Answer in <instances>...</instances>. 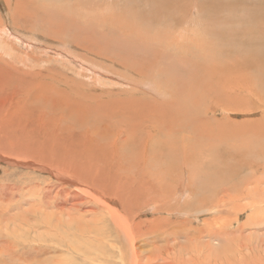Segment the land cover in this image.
Masks as SVG:
<instances>
[{
  "label": "rangeland",
  "instance_id": "obj_1",
  "mask_svg": "<svg viewBox=\"0 0 264 264\" xmlns=\"http://www.w3.org/2000/svg\"><path fill=\"white\" fill-rule=\"evenodd\" d=\"M176 1L0 0V264H264V0ZM166 26L175 36L184 34L185 40L171 36L163 41L160 31ZM207 46L209 53L201 51ZM140 63H154L149 81L140 82L143 87L134 82L140 78L121 65L132 69ZM212 65L226 68L233 78L251 77L250 84L240 86L251 85V94L247 89L233 91L245 104L225 107L221 93L208 94L203 83L208 78L197 74H206ZM94 68L101 70V84L90 82ZM48 73L56 81H78L80 94L67 96L74 100L71 110H64V104L52 109L44 100L32 99L35 88L53 93L47 78L40 77ZM28 81L35 82L31 88L22 84ZM94 96H100L99 102L139 97L151 104L183 105L179 124L185 128L187 121L189 126L170 136L162 132L147 137L152 164L165 157L164 181H154L151 188L164 192L167 200L147 202V207L137 199L123 204L124 194L134 192L131 185L136 184L137 192L144 187L137 189L132 171H126L131 176L122 172L129 181L119 184L109 166L102 170L109 175L101 176L99 184L91 177L89 182H96L102 193L119 191L123 200L108 204L120 210L119 224L116 212L94 202L96 190L78 183L79 177L90 178L82 163L86 156L59 148V142L85 141L78 122L82 116L72 111L83 101L96 111ZM16 110L24 115L13 118ZM96 119H102L98 112L87 118ZM249 120L259 121V127L246 125ZM108 132L105 137L112 135ZM169 141H179L181 147L186 142L176 154L196 159L185 160L188 167H181ZM124 152L133 154L130 149ZM223 155H230L239 167L254 163L256 168L218 172ZM59 168L76 177H64Z\"/></svg>",
  "mask_w": 264,
  "mask_h": 264
},
{
  "label": "bare ground",
  "instance_id": "obj_2",
  "mask_svg": "<svg viewBox=\"0 0 264 264\" xmlns=\"http://www.w3.org/2000/svg\"><path fill=\"white\" fill-rule=\"evenodd\" d=\"M178 1V0H177ZM176 1V2H177ZM175 2V4H176ZM179 2V1H178ZM115 4V3H114ZM149 4V3H148ZM181 5H183V2H181ZM180 5V6H181ZM187 5V4H186ZM162 6V5H161ZM177 6V5H176ZM173 7V5H172ZM151 8V7H150ZM169 8V7H168ZM178 8V7H177ZM175 9V7H174ZM179 9V8H178ZM158 12V11H157ZM173 12V11H172ZM171 12V14H173ZM177 13V9L175 11ZM90 13V12H89ZM180 13V11H179ZM170 14V13H169ZM184 14H185V11H181L180 13V19L183 20L184 18ZM91 15V14H90ZM92 16V15H91ZM163 16L165 15H162V18ZM94 17V16H93ZM109 17V16H108ZM167 17V15H166ZM173 17H176L175 14L173 15ZM169 18V16H168ZM114 19V18H112ZM165 21V19H163ZM170 20V19H169ZM163 21V23H164ZM113 23V21H112ZM132 24H135L134 22H131ZM151 23V22H150ZM162 23V24H163ZM131 26L133 27L134 25ZM129 25V24H127ZM130 26V25H129ZM162 26V25H161ZM164 27L162 28V30L160 31L161 32V36L162 38H166L167 37V40L163 38V41L166 40V42L168 41L169 42V39L171 38V36L173 38H175L177 41L180 42V40L183 39V36L184 34H182L181 32L179 34L176 33V36L171 34V32L173 31L172 28L168 29L167 26H166V29L164 30ZM59 31H62V30H59ZM2 32L5 34H8V36H13L10 35V33H8L6 31L5 28H2ZM194 35H195V32H193ZM192 34V32H191ZM181 35V36H180ZM193 35V36H194ZM230 35V34H229ZM17 38V36H16ZM192 38V37H191ZM195 36H194V40H195ZM180 39V40H179ZM198 39V38H197ZM196 39V40H197ZM238 39V38H237ZM146 40V39H145ZM184 40H185V36H184ZM183 41V40H182ZM178 42V43H179ZM197 42V41H195ZM205 42V41H204ZM176 43V42H175ZM167 44V43H166ZM191 44V43H190ZM193 44V43H192ZM199 44V42H198ZM177 45V43H176ZM181 45V44H180ZM162 46V45H161ZM205 46V45H204ZM178 49V48H177ZM92 50V48H91ZM204 50L206 53H209L208 52V46L207 47H204L203 49H201V51ZM155 51V50H154ZM203 51V52H204ZM231 51V49H230ZM91 52H94L95 51H91ZM232 52V51H231ZM98 53V52H97ZM152 53H154L152 51ZM185 53V52H184ZM211 53V52H210ZM214 53V52H213ZM229 53V52H228ZM227 53V54H228ZM99 54V53H98ZM230 54V53H229ZM97 55V54H95ZM186 55V53H185ZM210 55V54H209ZM98 56V55H97ZM104 57V56H103ZM225 57V56H224ZM105 58V57H104ZM103 58V59H104ZM73 59V58H72ZM156 59V58H155ZM74 60V59H73ZM148 60L150 61V59H145L146 62H148ZM187 60V59H186ZM218 60V59H217ZM79 61V60H78ZM157 61V59H156ZM72 62V60H71ZM75 62V61H74ZM153 62V61H152ZM155 62V61H154ZM188 62V60H187ZM77 64V61L75 62ZM80 63L84 64V62H81ZM88 63V62H87ZM156 63V62H155ZM73 64V63H72ZM154 64V63H153ZM153 64H149V66H144V63H140V65L138 67H134L132 69L129 68V66L127 65H123L121 64L125 69L130 70L131 72H133L134 76L140 78L138 81H134L136 82V84H140V82L142 81L143 83L149 81L148 77H150V74L153 72V71H150L152 69V66ZM78 65V64H77ZM228 65V64H227ZM226 65V66H227ZM213 66V65H212ZM78 67H81L83 68L84 66H80V64L78 65ZM95 67V66H93ZM128 67V68H127ZM155 67V66H154ZM153 67V68H154ZM214 68H212L211 70H208L206 74H202L201 76L198 75L197 73V76H199V78H204V77H207L208 79L207 80H204V84H207L205 87L206 89H208V94L210 93V95L217 91V93H220L222 94V97L224 96L226 99H227V102L226 103H223L221 105H224L225 107L228 106L230 108H232V104H236V103H243V99L241 98H238V97H235V95L233 94V91L237 88L241 89V90H244V89H247L249 91V93L251 94V88L250 86L251 85H246L244 87H240L241 86V83H244V82H247L248 84H250L248 81L249 77L247 75V77H242V76H236L233 78V76H235V74H231V73H228L229 70L225 71L226 68L223 69L222 66H213ZM216 67V68H215ZM87 68V67H85ZM123 68V69H124ZM151 68V69H150ZM80 69V68H79ZM89 69V68H87ZM95 70H93V75L90 76V82L91 83H94V84H97L99 83V79L101 78V70L98 68V70H96V68H94ZM182 69H183V66H182ZM214 69V70H213ZM228 69V68H227ZM153 70V69H152ZM203 70V69H202ZM201 70V71H202ZM205 67H204V72H205ZM118 72V71H117ZM169 72V71H168ZM227 72V73H226ZM234 73V72H233ZM239 73V72H238ZM191 74V73H190ZM52 73H48V74H42L40 77H44V78H47V80L49 81L48 82V86L47 88H50L52 87V91L53 93H49L46 88L45 89H41L40 88H35V92H36V95H33L32 99H34L35 97H38L42 100H44V102H47L50 104V106L53 108H55V106L57 104H64L66 106H63V109L66 108L68 110H71L72 109V101L74 102V100H71L69 98H67L68 95H72L74 93H78L80 94V87L78 85V81H72V80H69L70 83H68V78L66 79H63L61 77H58V80L56 81V78L53 79L52 77ZM56 75V74H55ZM120 75V74H119ZM206 75V76H205ZM231 75V76H230ZM62 76V75H61ZM121 76V75H120ZM123 77V76H122ZM142 77L144 78L142 80ZM229 77H231V82L228 80ZM49 78V79H48ZM197 79V77H194ZM72 79V78H71ZM126 79V78H125ZM245 79V80H243ZM50 80H54L58 83H61L63 82L62 85H65L64 87H59V85L55 86V85H52V81ZM97 80L99 82H97ZM123 80V79H121ZM129 80V79H128ZM200 80V79H199ZM119 81V80H118ZM203 80H200L199 82H202ZM214 81L215 84H214ZM12 82H17V81H12ZM198 82V83H199ZM228 82H230V85L228 86ZM35 83V82H34ZM33 81H28V82H24L22 83L23 85H25L27 88L30 87L31 85L34 84ZM43 83V82H41ZM47 83V82H46ZM133 83V82H132ZM21 84V85H22ZM56 84V83H55ZM101 84V82H100ZM125 84V83H124ZM209 84V85H208ZM13 85V84H12ZM47 85V84H45ZM153 86V85H152ZM157 86V85H156ZM41 87V85H40ZM45 87V86H44ZM43 87V88H44ZM79 87V88H78ZM143 87V86H141ZM183 87V86H182ZM207 87H211V88H207ZM31 88V87H30ZM145 88V87H144ZM22 89V88H21ZM131 89V88H130ZM143 89V88H142ZM151 89V88H150ZM149 89V90H150ZM187 89V88H185ZM148 90V89H147ZM31 91V90H30ZM33 89H32V93H33ZM43 91V92H42ZM137 91V89L135 90V92ZM164 91V90H163ZM210 91V92H209ZM213 91V92H212ZM133 92V91H132ZM145 92V91H143ZM149 92V91H147ZM188 93V92H187ZM191 93V92H190ZM215 93L212 94L214 97H215ZM227 94V96H226ZM104 95H107V94H104ZM148 95V94H147ZM162 95V94H161ZM253 95V94H252ZM190 96V95H189ZM195 96V95H194ZM260 96V95H259ZM96 98V103L93 108L96 109L93 110L91 109V105H87L86 102H78L77 105L78 106H75L74 110L72 112L74 113H77V114H81L80 115V118L82 116V118L80 119V126L84 129V133H83V136L85 137V141L81 142L82 144H80L79 142H67L63 144V142H59V148L62 149L64 148L65 150L64 151H70V149H73V150H76L80 153H83V155H85L86 157L84 158L83 160V164L86 166L85 169H87V173L90 178L87 179L88 177L86 178H81L79 177L78 178V183L80 184H83L85 187H89V188H92L94 189V191L96 190L97 194H96V199L94 198V202H97L96 204H98V207H99V202H102L104 208L106 209H109L110 206H108V204L110 203H115L116 202H120V199H121V196L119 198V191H117L118 193H116V191H110V192H107L106 194H104V192L102 193L101 191L97 190L96 189V185L95 183H90L89 180H92L91 177L92 176H96V180H97V184L100 183V177L103 176L104 174L106 175H109L108 172L106 171H103V169H105V167L107 168V166H109V170H111L112 168V171H113V174L114 176H116V181L118 180V184L121 183V182H124V181H129L128 179V176L127 175H130L129 172L126 173V171H132L131 172V178L130 177V180L132 182V180L135 181V183H137V189L142 186H146L147 184L149 185L148 189H145L144 191V187L139 190V192L136 191V184H134V186L130 188H132V191H133V188H134V192H131V193H125L124 194V200L121 201L123 204L124 203H127V201H129V203H131V201H134L135 199H137L138 201H142L145 204H147V202H151V201H157L158 199L159 200H162L164 199V192H161L158 191V190H155L154 187H152V183L154 181H164V176L162 177L161 174H162V170H163V167L165 165V160L164 158L161 159L160 158V162L159 164L156 165H153L152 164V159H151V154L150 155V148H147L149 145V140L147 139L148 138H155L157 137L158 135H160L162 132L163 133H166L167 135L170 136V134H176V133H179L178 131H180V129H182L184 126L183 125H180L179 124V121H181L180 119L182 118L181 117V113L184 112V107L183 105H180V107H175L171 104H167L166 102L164 103H158L159 105H157L155 102L153 104L149 103V102H146L148 99L145 98H139V97H135V98H126V100H112V99H109V100H104L102 102H99V97L100 96H94ZM149 97V96H148ZM168 97V96H167ZM179 97V96H178ZM192 97V96H191ZM98 98V99H97ZM151 98V97H150ZM190 98V97H188ZM217 98V96H216ZM83 99H85V95L83 96ZM174 99V98H173ZM25 100V99H24ZM151 100V99H150ZM185 100V99H184ZM193 100V99H192ZM225 100V99H224ZM223 100V101H224ZM149 101V100H148ZM152 101V100H151ZM155 101V100H153ZM186 101V100H185ZM217 101L219 102V100L217 99ZM246 102V100H244ZM146 102V104H142ZM172 102V101H171ZM197 103V102H196ZM82 104V106L80 105ZM181 104H183L181 102ZM247 104V103H246ZM73 105V104H72ZM198 105V103L196 104V106ZM50 106H48L50 108ZM192 106V105H191ZM237 106V105H236ZM234 106V107H236ZM225 107H222V108H225ZM238 107V106H237ZM229 108V109H230ZM241 108V107H240ZM51 109V111H52ZM64 109V110H66ZM238 109V108H237ZM22 110V109H20ZM20 110H16L18 112H15L14 117H18V116H21V115H24V112L25 111H22L19 113ZM118 110V111H117ZM188 110V109H187ZM211 109L209 110H206V114L208 112H210ZM29 111V110H28ZM231 111V110H230ZM71 112V113H72ZM97 112L101 115L102 119L101 120H98L96 119L95 121H91V120H87L88 117H92V114H97ZM234 112V111H233ZM62 113H64L62 111ZM73 113V114H74ZM199 113V112H198ZM228 113V112H227ZM43 114V113H42ZM120 115L119 118H115V120H111V121H108L107 122H101L103 121L105 118L107 119H111L112 117H115L117 115ZM186 114V113H185ZM60 115V114H59ZM64 115V114H63ZM188 115V114H187ZM197 115V114H196ZM199 115V114H198ZM27 116V114H26ZM43 116V115H41ZM77 116V115H76ZM75 116V118H76ZM123 118H122V117ZM61 118H65L66 115L63 117V116H60ZM69 117V116H68ZM181 117V118H180ZM45 118V117H44ZM79 118V117H78ZM2 119V118H1ZM0 119V120H1ZM69 119V118H67ZM77 119V118H76ZM197 119L198 116H197ZM66 120V119H65ZM201 119H199V122H200ZM206 120V119H205ZM46 121V120H45ZM201 121H204V119H202ZM68 122V120H67ZM72 122V120L70 121ZM95 122V123H94ZM205 122V121H204ZM94 123V125L92 124ZM177 123V124H175ZM202 123V122H200ZM258 123L259 121H256V120H249V121H246V125H249V126H256V127H259L258 126ZM183 124V123H182ZM264 124V119H262V121H260V126ZM105 125V126H104ZM185 125V128H183L182 130L184 129H188L189 126H187V121H186V124L184 123ZM92 126V127H91ZM135 126V127H134ZM192 126V125H191ZM196 126H199L198 123H196ZM263 126V125H262ZM55 127V126H54ZM72 127V126H71ZM70 127V128H71ZM100 127H104V130H101ZM58 129V128H57ZM72 129V128H71ZM81 129V128H80ZM82 129V130H83ZM178 129V130H177ZM194 129V128H193ZM197 129V128H196ZM65 130V129H64ZM79 130V129H78ZM263 129H261L260 131H262ZM54 131V130H53ZM76 131V130H75ZM110 131L112 134L108 139H106L107 137H105L106 134H109ZM79 132V131H76V133ZM81 132V131H80ZM69 133V132H68ZM67 133V134H68ZM148 134H152L151 136H149ZM64 135V133H63ZM79 135V134H78ZM77 135V136H78ZM164 135V134H163ZM68 136V135H67ZM80 136V135H79ZM82 136V137H83ZM124 136H127V137H124ZM162 136V135H160ZM97 138V144L94 142V140ZM83 139V138H82ZM159 140V139H158ZM163 140V139H162ZM161 140V142H162ZM76 141V140H75ZM160 141V140H159ZM183 141V140H182ZM181 141V142H182ZM94 142V143H93ZM170 143V146H171V149L172 148H175V151H174V157H176V162L177 164L180 163V165H182L181 167H188L189 163L186 162L187 159L190 161V163L192 162V159H190L191 157H193L194 155H190V154H187V156H183V155H177V151L180 152L181 149H184V147L186 146L184 142L183 146L184 147H181V144L179 141H176L174 144L173 142L169 141ZM56 144V143H55ZM12 146V144H10ZM58 145V144H57ZM158 145V144H157ZM194 145V144H193ZM159 147V146H158ZM189 147V146H188ZM224 148V147H223ZM30 149V148H29ZM126 149H130L131 150V156L128 157L127 153L123 151H125ZM152 149V147H151ZM155 149V148H154ZM187 149V148H186ZM55 151V150H54ZM156 151V150H155ZM163 151V150H162ZM182 151V150H181ZM38 152H40V150H38ZM37 152V153H38ZM57 152V151H56ZM63 152V151H62ZM75 152V151H74ZM165 152V151H164ZM163 152V153H164ZM173 152V151H172ZM194 152V151H193ZM50 153V152H49ZM64 153V152H63ZM154 153V152H152ZM158 153V151L156 152ZM163 153L160 155V156H163ZM189 153V152H188ZM225 152L219 154V155H222L224 154ZM39 154V153H38ZM170 154V153H169ZM42 155V154H41ZM44 155V154H43ZM51 155V154H50ZM159 156V157H160ZM234 156V155H233ZM232 156V157H233ZM45 157V156H44ZM47 157V156H46ZM84 157V156H83ZM125 157V159L123 160V158ZM173 157V158H174ZM32 158V157H31ZM53 158V157H51ZM126 158L128 159L127 161L130 163V164H127L126 163ZM154 158V157H153ZM223 158L224 159H221V163L219 166V169L217 170L218 172H221V171H227L228 173L227 174H230L232 171H235V172H238V171H241V170H244L246 168H256L254 165V163H250V164H243L241 163V166L239 167L237 164L235 163H232V159L230 158V155H223ZM42 159V158H41ZM50 159V158H49ZM168 159V158H167ZM166 159V160H167ZM193 159H196V157L194 156ZM48 160V159H47ZM46 160V161H47ZM51 160V159H50ZM186 160V161H185ZM36 161V160H35ZM43 161V160H42ZM55 162V161H54ZM72 162V160H71ZM179 162V163H178ZM64 163V162H63ZM52 164V163H51ZM60 164V163H59ZM156 164V163H154ZM176 164V163H175ZM195 164V163H193ZM111 165H115L114 167H111ZM192 165V164H191ZM44 166V165H43ZM79 166V165H78ZM169 166V165H168ZM214 166V165H213ZM218 166V165H217ZM73 167V166H72ZM114 168V169H113ZM218 168V167H217ZM83 169V168H82ZM167 169V167H166ZM73 170V169H72ZM84 170V169H83ZM106 170V169H105ZM57 171L63 175H65L64 177H73L75 178V174L74 172H71L65 168H59L57 169ZM111 171V172H112ZM122 172L126 173V174H122ZM164 172V171H163ZM225 174V173H224ZM164 175V174H162ZM223 175V174H222ZM78 176V175H77ZM83 176V175H82ZM167 176V175H166ZM170 176V175H169ZM221 176V174H220ZM219 176V177H220ZM231 175H228V177L230 178ZM124 177V178H123ZM171 177V176H170ZM169 177V178H170ZM223 177V176H222ZM232 177V176H231ZM60 178V177H59ZM110 178V177H109ZM69 179V178H68ZM106 179V178H105ZM167 179V177H166ZM232 179V178H231ZM72 180V179H71ZM76 180V179H75ZM95 180V179H94ZM168 180V179H167ZM171 180V179H170ZM70 181V180H69ZM75 182V181H74ZM92 182V181H91ZM143 183H145V185H143ZM147 183V184H146ZM127 184V183H126ZM131 184V183H130ZM114 185V184H113ZM155 185V184H154ZM120 186V185H119ZM115 187V186H113ZM156 187V186H155ZM159 188V186H157ZM82 188V187H81ZM116 188V187H115ZM122 188V187H121ZM127 188V186L125 187ZM157 188V189H158ZM163 188V187H162ZM161 188V189H162ZM40 189V188H39ZM88 189V188H87ZM123 189V188H122ZM160 189V188H159ZM168 189V188H167ZM89 190V189H88ZM131 190V189H130ZM90 191V190H89ZM89 191H86V192H89ZM123 191V190H122ZM164 191V190H163ZM93 192V191H91ZM137 192V193H136ZM244 192V191H243ZM91 194V193H90ZM162 196V198H161ZM57 197V196H56ZM123 197V196H122ZM92 198V197H91ZM164 200H167V199H164ZM90 201V200H89ZM79 202V201H78ZM104 202V203H103ZM89 203V202H88ZM137 203V202H136ZM118 204V203H117ZM120 204V203H119ZM122 204V206H123ZM138 204V203H137ZM142 204V203H140ZM150 204H153V203H150ZM79 205V204H78ZM113 205V204H112ZM134 205V204H133ZM143 205V207H144ZM149 205V204H148ZM82 206V205H81ZM146 206V205H145ZM159 206V205H158ZM78 207V206H77ZM135 207V206H134ZM147 207V206H146ZM145 207V208H146ZM124 208V207H123ZM163 208V207H162ZM111 211H113V213L116 212L115 215H113L115 217V221L119 224L118 220L116 217H118V214L120 215V210H118L117 208L115 207H111L110 208ZM109 209V210H110ZM133 209V208H132ZM142 209V207L140 208ZM139 209V210H140ZM92 210V209H90ZM127 210V208H126ZM124 210V211H126ZM96 211V210H95ZM94 211V212H95ZM134 212V209L132 210ZM205 210H203L204 212ZM93 212V211H91ZM131 212V213H133ZM106 213V212H105ZM108 213V212H107ZM123 216L125 215V213H122ZM136 214V213H135ZM110 215V214H109ZM112 215V213H111ZM130 215V214H129ZM132 216V215H130ZM129 216V217H130ZM101 217V216H100ZM128 217V215H127ZM135 217V215H134ZM195 217V216H194ZM54 218V217H53ZM113 218V217H112ZM98 219V218H97ZM134 219V218H133ZM106 220V219H105ZM127 220V219H126ZM98 221V220H97ZM96 221V222H97ZM113 221V220H112ZM121 225V224H120ZM119 225V226H120ZM60 226V225H59ZM116 226V225H115ZM128 226V225H127ZM130 226V224H129ZM122 227V226H121ZM126 228V227H125ZM122 229V228H121ZM120 230V228H119ZM118 230V231H119ZM123 230V229H122ZM117 231V232H118ZM139 231V230H138ZM119 232L122 233V231L120 230ZM129 233V232H128ZM132 233V232H131ZM130 233V235H131ZM124 235V234H123ZM128 238V237H127ZM131 238V237H130ZM129 238V239H130ZM128 240V239H127ZM133 241V240H132ZM136 246V245H135ZM134 247V246H133ZM122 249V248H121ZM134 251V250H133ZM122 253V252H121ZM125 253V252H124ZM137 253V252H136ZM132 257V255H131ZM133 258H135L133 256ZM137 260V259H136ZM139 260V259H138ZM131 261V260H130ZM131 263V262H130ZM137 263V262H136Z\"/></svg>",
  "mask_w": 264,
  "mask_h": 264
}]
</instances>
